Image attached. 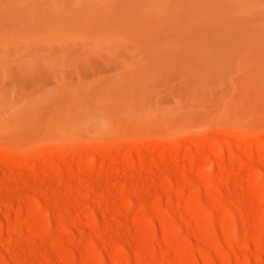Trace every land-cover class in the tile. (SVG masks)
I'll return each instance as SVG.
<instances>
[{"label": "rangeland", "instance_id": "1", "mask_svg": "<svg viewBox=\"0 0 264 264\" xmlns=\"http://www.w3.org/2000/svg\"><path fill=\"white\" fill-rule=\"evenodd\" d=\"M0 264H264V0H0Z\"/></svg>", "mask_w": 264, "mask_h": 264}]
</instances>
